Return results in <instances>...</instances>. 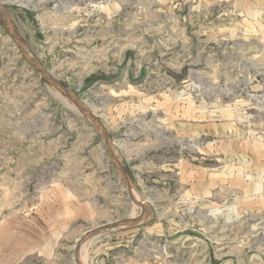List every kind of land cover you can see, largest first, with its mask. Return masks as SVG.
Instances as JSON below:
<instances>
[{"label": "rangeland", "instance_id": "374dc122", "mask_svg": "<svg viewBox=\"0 0 264 264\" xmlns=\"http://www.w3.org/2000/svg\"><path fill=\"white\" fill-rule=\"evenodd\" d=\"M0 264H264V0H0Z\"/></svg>", "mask_w": 264, "mask_h": 264}, {"label": "water", "instance_id": "95a60500", "mask_svg": "<svg viewBox=\"0 0 264 264\" xmlns=\"http://www.w3.org/2000/svg\"><path fill=\"white\" fill-rule=\"evenodd\" d=\"M4 23H5V26L6 28L9 30L10 34L16 39V42L18 41V46L20 48V50L22 51V53L24 54L25 58H27L29 60L30 63H32V65L40 70L43 74L45 73L47 76H49L52 80H54V78L49 74L48 71L42 69L41 67L38 66V64L36 62H34L31 58L28 57V55L23 51V48L20 44V41L19 39L17 38V36L14 34V32L12 31V28L11 26L8 24V21L4 18ZM59 87L62 86V84L60 83H57ZM63 87V86H62ZM68 97L76 104L78 105L79 108H81L86 114H88L94 121H96V123H98V125L100 126V128L102 129L103 131V134L105 136V139H107V142H108V145H109V149H110V152H111V155L114 156L113 154V150H112V146H111V141L109 139V136L107 134V131L104 127V124L102 121H100V119L98 118V116H96V114L94 112H92L90 110V108H88L85 104L82 103V101L80 99H78L70 90L66 89L65 90ZM115 157V156H114ZM116 159V157H115ZM119 163V168L121 170V172L124 174L125 178H126V181L128 183V185H130L129 183V179H128V176H127V173H125V170L123 168V165L121 164V162L117 161ZM116 226L115 225H106V226H103V227H100L99 231L102 230V229H113L115 228Z\"/></svg>", "mask_w": 264, "mask_h": 264}, {"label": "trees", "instance_id": "16d2710c", "mask_svg": "<svg viewBox=\"0 0 264 264\" xmlns=\"http://www.w3.org/2000/svg\"><path fill=\"white\" fill-rule=\"evenodd\" d=\"M89 79H94V77H91V78H89Z\"/></svg>", "mask_w": 264, "mask_h": 264}, {"label": "bare ground", "instance_id": "6f19581e", "mask_svg": "<svg viewBox=\"0 0 264 264\" xmlns=\"http://www.w3.org/2000/svg\"><path fill=\"white\" fill-rule=\"evenodd\" d=\"M34 61V60H33ZM35 62V61H34Z\"/></svg>", "mask_w": 264, "mask_h": 264}]
</instances>
